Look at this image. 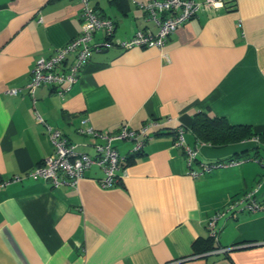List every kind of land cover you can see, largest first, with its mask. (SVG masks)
Masks as SVG:
<instances>
[{
  "label": "crops",
  "instance_id": "obj_1",
  "mask_svg": "<svg viewBox=\"0 0 264 264\" xmlns=\"http://www.w3.org/2000/svg\"><path fill=\"white\" fill-rule=\"evenodd\" d=\"M148 1L89 0L115 24L108 45L104 31L94 33L97 49L70 90L59 96L42 85L32 98L7 90L23 88L37 58L82 31L81 4L0 0V181L8 180L0 190V264H264V213L218 220L217 242L206 226L258 183L264 197V141L212 146L191 131L194 116L207 112L264 133V0H220L181 24L161 49H123L135 32H157L136 5ZM148 120L159 124L140 153L130 152V141L114 143L121 169L110 187L101 185L95 165L76 188L28 175L53 152L48 126L93 156L101 140L79 129L115 132ZM179 125L187 143L199 145L194 169L240 163L189 177L173 144Z\"/></svg>",
  "mask_w": 264,
  "mask_h": 264
},
{
  "label": "built area",
  "instance_id": "obj_2",
  "mask_svg": "<svg viewBox=\"0 0 264 264\" xmlns=\"http://www.w3.org/2000/svg\"><path fill=\"white\" fill-rule=\"evenodd\" d=\"M78 1L81 4L82 31L68 44L58 48L51 55L37 58L31 69L29 82L23 88L8 89V94L17 95L23 89L34 98L35 90L39 86L48 85L53 86L55 92L62 96L78 81L81 69L90 59L92 52L97 49V46L91 43L94 33L104 31L107 37L105 46L108 45L109 37L113 36L115 29L113 20L98 15L90 6L89 0ZM221 4L220 0H149L146 3L137 2L136 5L146 13V19L157 26V32L153 34L145 30H139L129 40L122 41L120 46L123 49L134 46L161 49L168 37L181 24L195 17L203 7L218 8ZM36 119L38 122H43L39 115ZM170 120L171 118H167V121ZM158 124L157 120H148L138 129L130 128L127 124H124L115 132H102L92 127L79 129V133L89 134L101 140L94 145L95 154L93 156L77 151L76 145L70 143L60 129L48 126L46 133L53 152L30 170L28 175L34 180L49 182L53 187L68 185L76 188L85 172L95 165L103 172V177L100 180L101 185L110 187L118 182V173L121 169V156L114 143L130 141L133 143L130 152L138 154L142 151L145 142L152 138V135L148 133L149 129ZM171 132L173 144L184 155L188 168L187 175L191 178H198L204 172L212 169L240 163L239 160L201 163L200 168L194 169L193 163L197 160L199 145L193 147L187 143L183 126H176ZM246 140L260 141L256 136ZM201 144L206 143L202 142ZM13 179L17 180L18 176ZM7 184L8 180L0 181V190ZM259 188L260 183L252 190L244 191L239 197L229 202L207 220L208 235L213 241L217 242L218 239V220L227 217L236 218L239 214L244 213H264V197L260 198L258 196ZM225 251H227L226 248L215 250L217 253Z\"/></svg>",
  "mask_w": 264,
  "mask_h": 264
},
{
  "label": "trees",
  "instance_id": "obj_3",
  "mask_svg": "<svg viewBox=\"0 0 264 264\" xmlns=\"http://www.w3.org/2000/svg\"><path fill=\"white\" fill-rule=\"evenodd\" d=\"M191 131L198 141L212 146L236 143L254 136L264 141V133H254L249 126L229 125L226 120L210 116L207 112H198L194 116Z\"/></svg>",
  "mask_w": 264,
  "mask_h": 264
}]
</instances>
